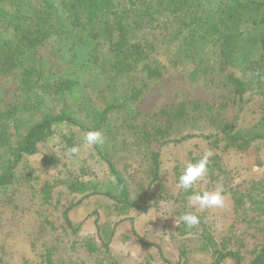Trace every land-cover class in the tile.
I'll use <instances>...</instances> for the list:
<instances>
[{
  "label": "trees",
  "instance_id": "1",
  "mask_svg": "<svg viewBox=\"0 0 264 264\" xmlns=\"http://www.w3.org/2000/svg\"><path fill=\"white\" fill-rule=\"evenodd\" d=\"M201 3L202 0H0V74L17 76V100L0 104V192L16 182L26 156L42 154L45 168L61 166L60 176L47 182L40 192L41 202L57 211L61 221L58 225L47 221L49 229L59 233H51L52 238L39 246V264H87L88 256L93 260L91 264H119L110 241L120 221L128 219L132 210H149L147 199L154 185L157 198H173L162 184L161 151L154 147L171 141L176 122L185 121L189 116L186 104L177 106L174 112L165 108L142 124L138 123L134 107L153 82L165 74L167 66L158 56V47L175 41L186 47L190 43L181 38L188 32V26L196 25L191 31L196 48L208 35L215 34L226 62L236 63L238 58L251 66L255 50L261 57L257 64H264V0H233L216 20L195 18ZM73 36L79 41L91 38L96 46L94 50H82L83 54L75 55L76 58L96 62L104 56V62L107 61V76L102 78L107 83L93 87L77 99L71 97L73 81L46 70L39 54L40 46L52 37L61 38L68 49L72 48L76 40ZM99 46L107 53H102ZM110 72L113 76L108 75ZM128 76L133 77L129 86L125 92H118L119 81L115 78ZM226 84L231 87L233 103L253 86H264L255 77L242 79L232 72L228 73ZM194 109L207 112L198 105ZM201 116L215 131L204 135L209 150L221 153L228 149L254 150L258 153L256 164L264 167V145H259L264 143V114L248 127L222 118L212 110ZM61 124H66L68 131L61 136V152L56 153L47 142L54 135L55 127ZM123 127L131 131L132 142L126 136L121 139L119 132ZM93 129L103 132V143L89 146L86 156L79 151L70 153L69 149L74 146L82 152L84 137ZM137 141L146 152L144 162L149 184L145 180L138 184L141 196L135 199L118 153L126 152V147L138 152ZM196 148L189 152L190 161L199 160L207 153ZM70 156L79 160L78 166L69 164ZM219 158L218 154L209 157L205 176L210 177L209 181L218 180L220 165H213H217ZM199 183L193 189L183 190L181 197L189 199L194 193L202 192ZM228 192L237 220L246 221V233L229 232L220 238L207 222L205 213L195 212L200 217L198 226L186 229L181 223L177 227L180 235H195V243L181 242L180 264H191L194 251L210 257L206 264H264V177L250 181L243 189L230 187ZM95 202L97 205L88 217H95L97 237H86L82 242L72 239L79 235L85 223L82 220L76 226L72 212ZM101 208L108 211L103 213L104 221H101ZM186 211L192 210L182 207L180 217ZM111 214L119 219L111 221ZM132 231L143 247L155 246L164 257L160 243L147 240L134 228ZM258 234L262 236L261 241L248 260L239 238ZM35 250L38 251L37 246ZM82 251L86 252L85 257L80 256ZM24 264L32 263L25 259Z\"/></svg>",
  "mask_w": 264,
  "mask_h": 264
},
{
  "label": "rangeland",
  "instance_id": "2",
  "mask_svg": "<svg viewBox=\"0 0 264 264\" xmlns=\"http://www.w3.org/2000/svg\"><path fill=\"white\" fill-rule=\"evenodd\" d=\"M232 1L202 0L194 16L196 19L197 16H201L216 20ZM196 28V25L188 26V32L181 38L182 41L190 43H186V47H183V43L179 41L158 47V56L167 66L165 74L160 80L154 81L151 88L134 104L140 124L145 122L149 116L159 114L165 108H171L174 112L177 106L183 104H186L189 116L185 121L176 122L171 141L161 147H154L161 151L162 184L169 192V196L173 198H157L153 193V190L157 189L154 185L152 189L150 188V193H152L147 199L149 210L147 212L139 209L132 210L128 219L120 221L115 235L110 241L111 251L119 264H180L179 247L181 242L193 241L195 243V235H180L177 231L176 219L180 220L179 211L184 206L190 207L193 212L200 214L204 212L207 222L220 238L229 232L246 233V221L237 220L234 202L228 189L230 187L243 189L250 184V181L264 177V167L256 164L255 156L258 153L254 150L241 152L228 149L222 153L217 150H209L204 135L215 131L212 124L207 123L201 114L207 115L208 110H212L214 114H221L222 118L234 121L239 126H252L264 114L262 107L264 86H253L250 91L238 99V102L233 103L234 96L230 85L226 84V77L229 72H232L242 79L255 77L256 82H261L264 85V64H257L256 61L261 57L255 50L253 52L254 62L251 66L249 62H242L238 58L236 63L226 62L220 51L218 35L215 34L208 35L196 48L195 43H192L191 32ZM93 42L91 38L86 37L81 41L76 39L73 41V47L68 49L61 38L52 37L39 48V54L44 60L42 62L45 63L46 70L54 73L53 75L73 81L72 98H80L83 93H89L93 87L103 86V83H107L102 79L107 76L105 69L107 61L104 62L105 57L102 58L100 52L97 54L101 58L96 62L90 58L88 60L84 57H82L83 59L75 57V55H82V50H94L96 46L93 45ZM251 47L253 46L251 45ZM99 49L102 53H107L103 46H99ZM108 75L113 76L111 72ZM131 78L133 77L115 78L119 81L116 86L118 92H125ZM16 88L17 76L9 77L0 74L1 105L3 102L11 103L17 100ZM195 105L204 107L207 112L194 109ZM67 131L66 124L56 126L54 135L47 142L48 147L54 152L60 153L61 136ZM119 133L121 139L126 136L129 142L133 141L134 137L131 136L129 129L123 127ZM187 134L193 135L182 138ZM135 145L138 152L134 148L129 151V148L126 147L127 151L119 152L118 157L121 168L127 173L132 197L137 199L141 196L138 184L142 180L149 184V181L146 175L147 164L145 165L144 162L146 152L138 141ZM259 145L263 146L264 143ZM196 146L199 151H211L213 155L221 156L216 161L217 165H213L215 167L220 165L217 182L209 181L210 177L204 176L199 184H201L202 191L222 188L225 196L223 207L192 206L190 204L191 197L189 199H186L185 196L181 197L183 189L178 183L179 176L186 164L190 162L189 152ZM130 148L132 149V147ZM81 150L82 152L80 150L79 152L86 156L89 146L85 143ZM70 157L69 160L66 159L69 164L74 167L78 166L79 160L74 156ZM42 159V154L24 157L16 182L0 192V264H24L25 259L32 264H39L41 252L39 246L46 239L52 238L51 233H59L53 228L49 229V225H46L48 220H52L58 225L61 219H59L57 211L41 202L40 192L47 182L60 176L61 166L57 164L45 168ZM96 205V202L94 205H81L72 212V219L76 226L82 220L85 221L79 235L72 236V239L76 238L82 242L83 238L97 237L95 217H88ZM101 212V221H104V214H108V211L101 208ZM118 219L119 217L116 215H110L111 221ZM133 228L147 240L160 243L164 257L160 255L159 249L155 246L143 247L133 233ZM261 238L260 234L239 238L242 252L248 256V260L252 258V252L260 243ZM33 245L37 246L38 251ZM84 254L86 252L82 251L80 256L85 257ZM87 260V264L93 262L90 256L87 257ZM209 260L208 255L199 251H194L190 256L191 264H206Z\"/></svg>",
  "mask_w": 264,
  "mask_h": 264
},
{
  "label": "clouds",
  "instance_id": "3",
  "mask_svg": "<svg viewBox=\"0 0 264 264\" xmlns=\"http://www.w3.org/2000/svg\"><path fill=\"white\" fill-rule=\"evenodd\" d=\"M104 134L100 130L87 131L84 141L88 146L99 145L103 143ZM79 151L77 147H72L69 152L75 154ZM212 152H207L201 159L190 161L186 164L183 172L179 176V186L181 189L187 191L193 189L201 179L208 173L209 157ZM190 204L192 206L199 205L201 208L205 207H223L225 205V196L222 188H216L215 190H204L202 192L194 193L190 198ZM183 223L186 229H192L199 225L200 217L192 211H186L180 217V220L176 219L178 226Z\"/></svg>",
  "mask_w": 264,
  "mask_h": 264
}]
</instances>
